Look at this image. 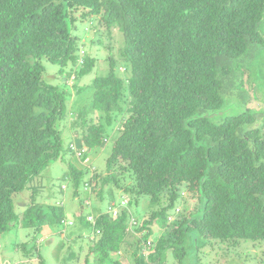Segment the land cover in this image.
I'll return each instance as SVG.
<instances>
[{
    "label": "trees",
    "instance_id": "1",
    "mask_svg": "<svg viewBox=\"0 0 264 264\" xmlns=\"http://www.w3.org/2000/svg\"><path fill=\"white\" fill-rule=\"evenodd\" d=\"M76 12L97 17L110 35L123 29L127 74L111 56L108 73L91 84V104L80 111L69 107V90L96 59L80 55ZM44 60L62 70L71 64V87L47 82ZM246 80L264 94V0H0V236L22 224L36 235L63 224V203H38L31 183L62 156L60 124L75 114L81 146L69 149L75 157L84 153L83 163L70 164L64 180L83 207L92 208V194L110 197L104 212L79 216L92 228L91 252L100 261L128 254L127 237L138 232L142 256L133 252L135 264H166L170 256L187 264L209 244H264V127L250 106L260 99L246 92ZM102 121H120L119 135L106 172L87 179L88 156L115 135ZM82 183L96 187L88 200ZM25 193L30 201L21 214L16 204ZM188 193L199 199V212L176 222ZM123 199L129 204L121 209ZM145 199L149 209L139 223L131 206ZM161 219L163 232L151 239Z\"/></svg>",
    "mask_w": 264,
    "mask_h": 264
},
{
    "label": "rangeland",
    "instance_id": "2",
    "mask_svg": "<svg viewBox=\"0 0 264 264\" xmlns=\"http://www.w3.org/2000/svg\"><path fill=\"white\" fill-rule=\"evenodd\" d=\"M77 18L73 34L78 37V44L80 50H85L86 54L96 59V64L93 70L79 77L76 80V92L69 90L72 97L68 98L69 107L72 104L76 105V111L87 109L92 102L93 89L91 84L97 76L106 75L109 69L108 59L112 56L118 60V67L122 71V76L126 77L125 66L120 60V51L125 46V36L122 28H116L110 35L103 27H101L97 17L92 19H82L80 12L75 13ZM93 21V22H92ZM93 23V24H92ZM98 29V30H97ZM100 35V43H97V37ZM262 60V58H261ZM46 66L45 80L54 85H68L71 87L74 71L73 67L68 65L63 70L60 66L55 65L47 60H44ZM62 70V71H61ZM248 74V72H247ZM72 75V76H71ZM71 76V78H70ZM248 77V76H246ZM70 78L69 84L66 80ZM249 81H245V90L252 96L253 92L260 100L253 99L250 106L256 110L257 117L260 118L259 124L264 127V94L260 88L253 89L249 85ZM81 91V92H80ZM80 92V94H78ZM253 94V95H254ZM75 114L71 116L74 117ZM97 115V114H96ZM263 115V116H262ZM95 114H89L88 119ZM71 117V118H72ZM69 116L64 122L60 124L63 129V152L60 159L53 162L41 176L37 177L31 183V189L37 190L36 200L40 204L50 205L63 203V207L66 213V219L69 222L73 220L76 222V226L69 227L68 224H52L51 226H45L40 235H36L35 227L19 226L17 229L12 228L5 234L0 236V262L9 264H113L114 261L119 260L122 264H135L136 256L133 255L134 251L138 252V256H142L140 249H136L135 243L140 239L141 233H131L127 238V252L123 249L122 253L117 256L114 254L105 261H100V255L95 252H91L93 244L90 240L92 228L91 226H85L80 219L81 211L83 215L98 214L104 212L108 206L110 197L106 195L103 201L98 200L96 193L92 194V208L83 207L79 197L74 195V185L71 181L64 180V174L68 171L70 164L80 165L73 154L70 153V144L76 143L77 147L81 146L80 133L81 129L75 132L72 130V121ZM110 133L115 130V135H110L106 144L99 151L93 150L87 158V162L84 167H91L93 171L87 176V179L91 178V173L96 171L100 174H104L107 170V159L112 154L113 144L119 135L117 131L120 121L114 122L111 126H107L105 121H102ZM113 133V132H112ZM74 134H78V137H74ZM65 186L66 189H62ZM96 190V187L89 186L82 183L80 191ZM118 192V191H116ZM115 192L116 201L120 200V195ZM32 193V192H30ZM30 193H25L22 200H18L16 204V211L24 214L27 209V203L30 201ZM91 195L88 194V197ZM25 198H29L28 201ZM84 196L82 195L81 199ZM148 199L142 201L140 206L133 204L131 211L134 216L137 217L139 223L144 219V215L147 214ZM180 208V209H179ZM176 209L175 214L172 216L176 222L185 215L198 214L200 209L199 199L193 197L192 194H186L185 200ZM175 209H171L169 213H173ZM181 211V215H177ZM149 218V215H147ZM165 220L158 221V225H154V235L151 239L157 238L163 232V228H159ZM67 222V223H68ZM145 243H143V246ZM144 249V248H143ZM199 253V254H198ZM166 264H177V260L170 256ZM187 264H264V244L257 243H242L237 247L220 245L215 246L213 249L209 244L201 249H196L188 257Z\"/></svg>",
    "mask_w": 264,
    "mask_h": 264
},
{
    "label": "bare ground",
    "instance_id": "3",
    "mask_svg": "<svg viewBox=\"0 0 264 264\" xmlns=\"http://www.w3.org/2000/svg\"><path fill=\"white\" fill-rule=\"evenodd\" d=\"M88 192H89V195L92 194V190H88ZM89 198H90V197H87L86 200H88ZM123 200H124V201H123V203H121L122 205H121V207H120L121 209L124 208V207H126V206H128V204H129V202H128L127 199H123ZM87 204H90L89 201L87 202ZM110 206H111V212H112V215L117 216V215L119 214V211H120L119 204H118L117 202H112ZM88 218H89L90 220H93V221H94V217H93V216H89ZM170 219H172V218H170ZM136 223H137L136 220L133 221V225H132V227L135 226Z\"/></svg>",
    "mask_w": 264,
    "mask_h": 264
},
{
    "label": "built area",
    "instance_id": "4",
    "mask_svg": "<svg viewBox=\"0 0 264 264\" xmlns=\"http://www.w3.org/2000/svg\"><path fill=\"white\" fill-rule=\"evenodd\" d=\"M84 54H85V52H84V51H81V55H84ZM81 64H83V61H82V60H80V65H81ZM83 154H84V153H78V154H77V157H78L79 159H81ZM90 189H92V187H90L88 190H90ZM67 224H69V225L71 226V225H73V222H72V221H69Z\"/></svg>",
    "mask_w": 264,
    "mask_h": 264
},
{
    "label": "clouds",
    "instance_id": "5",
    "mask_svg": "<svg viewBox=\"0 0 264 264\" xmlns=\"http://www.w3.org/2000/svg\"><path fill=\"white\" fill-rule=\"evenodd\" d=\"M81 51H84V52H85V50H83V49H82V50H80V55H81ZM85 54H86V52H85ZM85 54H84V55H85ZM84 55H81V56H84ZM79 65H80V62H79ZM81 65H82V64H81ZM81 65H80V66H81ZM78 159H79V158H78ZM79 160H82V158H81V159H79ZM64 188L66 189V187H65V186H64ZM70 221H72V222H73V225H71V226H70V225L68 224V226H69V227H73V226L75 225V223H76V222H74L73 220H70ZM67 222H68V221H67V219H66V218H65V219L62 221V223H63L64 225H66V224H67Z\"/></svg>",
    "mask_w": 264,
    "mask_h": 264
},
{
    "label": "crops",
    "instance_id": "6",
    "mask_svg": "<svg viewBox=\"0 0 264 264\" xmlns=\"http://www.w3.org/2000/svg\"><path fill=\"white\" fill-rule=\"evenodd\" d=\"M72 90H73V89H72ZM73 91H74V93H77L76 90H73ZM75 135H77V134H74V136H75ZM77 161H78V163H81L80 160H77ZM84 164H85V163H84Z\"/></svg>",
    "mask_w": 264,
    "mask_h": 264
}]
</instances>
